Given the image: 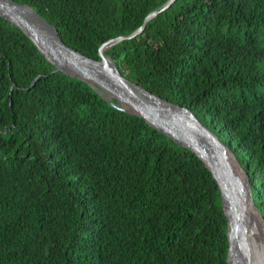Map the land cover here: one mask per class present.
Wrapping results in <instances>:
<instances>
[{
    "label": "trees",
    "instance_id": "16d2710c",
    "mask_svg": "<svg viewBox=\"0 0 264 264\" xmlns=\"http://www.w3.org/2000/svg\"><path fill=\"white\" fill-rule=\"evenodd\" d=\"M16 1L100 59L168 0ZM107 53L233 149L264 216V0H175ZM227 229L196 153L55 71L0 16V264H228Z\"/></svg>",
    "mask_w": 264,
    "mask_h": 264
},
{
    "label": "water",
    "instance_id": "95a60500",
    "mask_svg": "<svg viewBox=\"0 0 264 264\" xmlns=\"http://www.w3.org/2000/svg\"><path fill=\"white\" fill-rule=\"evenodd\" d=\"M174 2L168 0L150 12L133 33L104 42L99 47L100 59L69 46L58 28L30 4L0 0V16L14 23L32 40L55 66V71L87 82L112 106L144 118L180 146L196 153L210 169L221 190L228 220L227 263L264 264V216L255 202L249 173L236 153L192 109L127 78L107 53L120 42L141 34L152 18Z\"/></svg>",
    "mask_w": 264,
    "mask_h": 264
}]
</instances>
